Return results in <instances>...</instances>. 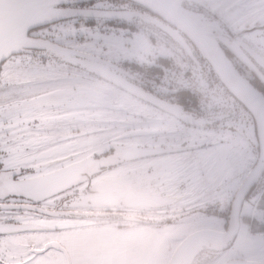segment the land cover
I'll use <instances>...</instances> for the list:
<instances>
[{
  "label": "flooded vegetation",
  "instance_id": "obj_1",
  "mask_svg": "<svg viewBox=\"0 0 264 264\" xmlns=\"http://www.w3.org/2000/svg\"><path fill=\"white\" fill-rule=\"evenodd\" d=\"M174 1L207 27L204 32L213 35L231 66L264 97V0ZM42 4L44 6L39 9L40 12L56 9L67 13L66 17L48 21L28 31L29 37L46 41L53 49L30 47L13 55H25L32 61L38 60L48 65L55 63L54 68L69 69L66 72L72 84L69 90L65 86L46 90L43 85L42 91L34 96L12 98L8 102L11 109H0V118H15L8 128H16L19 123L27 122L29 127L35 129L15 139H22L26 147H31L27 154L31 156L30 161H37L28 165L27 159L16 160L0 150V204H30L48 211L75 213L50 216L28 210L27 219L18 223L12 216L25 212L24 209H0V223H34L32 219L40 216L48 221L42 223L39 219L44 226L39 231L54 233L70 228L68 224L72 222L67 221L66 217H104L110 218L107 221H116L115 228L123 230L126 222L157 226L182 222L193 218L194 214H201L202 217L211 216L213 224L201 223L187 232L176 247L187 235L198 230L225 232L229 225L233 197L255 163L258 148L256 145L257 152L253 158L255 136L251 113L225 88L203 52L185 32L179 30L172 16L159 15L134 0H46ZM115 14L118 16L114 17ZM240 18L246 22L244 26L238 25ZM95 36H105L107 40H116L120 36L121 47L116 50L122 52L124 49L127 55L113 58L105 55L101 49L65 43L75 38L84 37V40H88ZM140 36L148 41L140 40ZM218 36L223 37L224 41ZM55 46L67 49L68 54H55ZM76 54L83 57L74 59ZM90 57L94 58L95 65L99 66L102 73L95 74L83 67V61ZM12 67L15 64L7 65V68ZM74 69L92 81L90 86H81L95 88L96 85L99 87L96 93L86 87L73 86ZM105 72L106 76L117 77L122 83L130 85L140 95L104 79L102 74ZM202 85L224 91L229 107L224 104L213 105L200 95L198 88ZM47 94L46 103L49 104L46 105L44 101L40 105L25 106V102ZM73 95L74 98L84 99L80 107L89 115L73 117ZM56 103L58 107L64 108V115L52 116L50 110L46 109ZM238 113L247 114L241 125H251V131L237 126L240 122L237 121ZM168 123L176 127H165ZM217 134H224L231 141L242 142L241 149L246 152V159L252 161L238 183H230L235 175L218 174L217 168L222 166L221 163L229 162L223 155V149L220 146L216 148L221 140H210L211 136ZM139 136V139L132 138ZM173 141L179 142L173 145ZM134 149L139 150L138 153L143 152L141 149H150L155 154L136 159L121 157V154ZM84 160L87 164L75 174L48 175ZM191 164L199 168L196 175L189 173ZM211 167L216 168V171L211 172ZM109 171L112 173H106ZM29 178L78 180L51 196H45L42 186L29 188L31 198L15 187L16 182ZM199 178H210V181H199ZM220 178H223V182ZM6 185L8 191L3 196ZM232 185L235 187L233 191ZM263 189L264 171L242 201L239 227L234 238L228 242L201 239L178 264H223L231 260H223V253L233 244L241 226H246L250 236L253 234L250 226L254 212L248 205L251 198L257 199ZM78 211L94 214L80 215L76 213ZM52 221H62L63 225L58 226L59 223ZM49 241H57L63 246L56 238H44L39 247L30 246L31 255H37L40 259L34 264H45L43 257L50 252L51 255L63 256L67 264L63 253L54 248L40 254L32 252V248L41 249ZM69 258L72 264L70 255Z\"/></svg>",
  "mask_w": 264,
  "mask_h": 264
},
{
  "label": "rangeland",
  "instance_id": "obj_2",
  "mask_svg": "<svg viewBox=\"0 0 264 264\" xmlns=\"http://www.w3.org/2000/svg\"><path fill=\"white\" fill-rule=\"evenodd\" d=\"M237 16L239 17V14H237ZM232 19H234V17H232ZM245 23L246 22L241 21L240 18L238 25L244 26ZM84 39V37L75 38L73 41H65V43H77L76 45L82 47L86 46L101 49L105 52V55L113 58L125 57L127 55V51L125 52L124 49L122 52L116 50L118 47H121L119 43L120 36L116 37V40H107L105 36H95V38H93L94 40ZM140 40L146 42L148 41L144 37H141ZM129 45L130 44L125 47H128ZM112 48L113 51L111 50ZM118 53L120 54L118 55ZM11 57L12 59L7 58L0 66V109H11L8 106V104H10L8 102L12 98L22 95L25 96L24 98L34 96L42 91L43 85L46 90L53 89L58 86H65L68 90L70 89L72 80L66 72L70 71L69 69L60 67L54 68L56 65L55 63H52L54 65L53 66L48 65L49 63H40L38 60L32 61L25 55H12ZM9 63L15 64V67L7 68ZM91 83L92 81H89L84 78V76L79 75L78 70H73V86H90ZM96 88L99 87L96 85L95 88L86 87V89L95 93L97 92ZM25 92H29L30 94H24ZM73 92H75L74 89ZM198 92L200 95H203L205 99L212 102L213 105L223 106L221 104H224L226 107H229V101L226 100V98L228 99L227 94L219 88L202 85L198 88ZM46 96L48 97V94ZM74 96L75 95H73V117L81 118L82 116L85 117L89 115L84 108L80 107V104L83 103L84 99L77 96L74 98ZM18 101H20V99H18ZM49 103L50 102L46 103V105ZM46 109L50 110L52 116L65 114L64 108L58 107L57 103L46 107ZM67 109L69 110V108ZM48 110L46 111L48 112ZM238 111L241 112V108L238 107ZM245 118H247V114L242 113L241 115L238 113L237 121L240 122L237 126L241 128L244 127L245 129L251 131V125H247V123L241 125V122H243ZM14 119V116L12 117V120H9V116H3L0 118V150L6 155L12 156L14 159L17 158L16 160L27 159L28 161L26 163L28 165L37 163V161H30L31 156L27 154V152L31 150V147H26L22 139H15L16 136L32 132L35 129H32L31 126L29 127L27 122L21 124L19 123V125L15 126L16 128H8L7 126H10L14 122ZM123 119L127 120V117L123 116ZM165 127L172 128L176 126L168 123ZM253 131L255 136L253 138V142L255 144L253 158H255V154L257 152L256 145L258 146L255 122ZM132 138L139 139L141 137ZM226 138L228 140L225 142ZM124 139L129 140V138ZM219 139L221 140V143H218L219 145H217L216 148L220 146L223 149L225 159L231 164L226 162L221 163L222 166L217 168L219 169L218 174L222 176L228 174L235 175V178H231L230 183H238L249 170L252 161L246 159V152H243L241 149L243 145L242 142L240 143L238 140L231 141V139L224 134L213 135L210 140L215 142V140ZM178 142L179 141H173L172 143L174 145ZM212 156H214V152L212 153ZM189 167L191 168V172L189 169V173H191V175H196L199 168H196L193 164ZM221 169H223V171H220ZM214 170L216 171V168L211 167V172ZM177 171L180 173L179 170ZM106 173L112 172L109 171ZM215 174L218 175L217 172H215ZM172 179L178 180L179 178ZM204 179L207 182L210 181V178H199V181ZM220 179L221 182H223V178ZM225 179L227 180V178H224V180ZM18 183L20 182H16V184ZM234 188L232 185L231 191H233ZM255 197H257V195ZM255 201L256 199L251 198L248 206H251L250 208L254 212V215L258 219H261V211L254 207ZM26 214H28L27 210L22 213L18 212L12 217L16 222L22 223L23 219H27ZM145 215L152 214L145 213ZM192 217L193 218H189L188 220H184L182 222L159 224L157 226L154 224L145 225L136 222H126L124 223L125 228L123 230H117L115 228L116 221H107L110 220V218L92 217V219H90L78 217L73 219L72 217H66V220L71 221L72 223L68 224L70 228L62 231H55L54 233L27 231L0 235V264H34L37 259H40L37 255H31L29 247L38 246L44 238H56L60 240L63 246L68 250L72 264H167L171 254L178 244V241L183 238L187 232L199 227L201 223H204L205 225L213 224L211 216L202 217L201 214H194ZM39 219L42 223L48 221L46 218L41 219L40 216L33 218L32 221L34 223H40ZM73 221L78 223L75 224ZM54 222L59 223L57 224L58 226L63 225L62 221H52V223ZM51 254L52 253L50 252L49 255L43 257L45 264H65L63 256L60 257L57 254ZM230 258L264 262V233H256L250 236L249 232H247L246 226H241L237 238L223 253V260ZM207 264H214V262Z\"/></svg>",
  "mask_w": 264,
  "mask_h": 264
},
{
  "label": "water",
  "instance_id": "obj_3",
  "mask_svg": "<svg viewBox=\"0 0 264 264\" xmlns=\"http://www.w3.org/2000/svg\"><path fill=\"white\" fill-rule=\"evenodd\" d=\"M45 1L46 0H0V66L11 55L25 48L31 47L37 49H53V46H50L48 42H43V40L31 38L28 36V31L30 29L48 21L61 19L63 17H66L65 15H67V13L56 9L40 12L39 9L44 6V4L42 3ZM134 1L139 2L147 9L152 10L159 15L172 16L174 18L173 20H175V25L178 26L179 30L185 32V34L189 36L193 44L203 52L222 84L245 106V108L251 113L255 122L258 142L257 158L255 160V163L252 165V167L244 177L243 181L240 183L233 197L227 230L221 233L214 230L203 229L187 235L175 248L168 263L178 264L180 260L185 256V254L190 249H192V246L201 239L210 240L212 242H217V240L228 242L232 240L236 235L239 227V213L242 201L247 192L255 185V183L258 181V178L264 171V97L231 66L229 61L223 55L220 47L214 40L213 35H209L204 32L206 31L207 27L199 23L192 14L182 10V8L178 6L174 0ZM117 16L118 15L115 14L114 17ZM219 38L224 41L222 39L223 37ZM53 51L57 55L68 54L67 49L59 46H55ZM75 57L83 56H81L80 54H76L73 56V58L75 59ZM95 64L96 62L94 58L90 57L86 58V61H83L82 65L83 67L85 66L90 72H93L95 74L102 73L99 66H96ZM102 75L104 79L111 81L117 86H120L135 95H140V93L133 90L130 85L122 83L119 78L114 76L109 77V75L106 76V72ZM47 98V96H41V98L37 97L31 99L25 102L27 104L25 106H32L35 104L40 105L42 102L47 101ZM108 106L110 107L111 105ZM137 151L139 150H129L127 151V153H123L124 156L123 154H121V157H125V159H136L155 154V152L150 151V149H141V151L143 152L139 153ZM86 162L87 161L84 160L79 164L73 165V167H65L48 175H69L72 173L75 174L77 170H80L83 165L87 164ZM76 179L78 180V178H29L20 180V183L18 184L15 183V187L19 190L24 191L26 195L32 198L31 194H28L29 188H40V186H42V188L45 189V196H51L54 193L60 192L68 186L73 185V183L77 181ZM8 185L5 186L6 192L8 191ZM8 208L22 210L24 209L27 211L31 210L36 211V213L47 214L50 216H63L69 215V213H75L73 211H48L29 204H0V209ZM76 213L80 215L93 214L91 212ZM43 228L44 226H42V224L40 223H0V235L27 231H39ZM49 248H54L61 251L66 259L67 264H70V258L66 249L57 241H49L41 249L32 248V252H34L35 254H40L45 252ZM223 264H264V262L231 259Z\"/></svg>",
  "mask_w": 264,
  "mask_h": 264
},
{
  "label": "trees",
  "instance_id": "obj_4",
  "mask_svg": "<svg viewBox=\"0 0 264 264\" xmlns=\"http://www.w3.org/2000/svg\"><path fill=\"white\" fill-rule=\"evenodd\" d=\"M256 206L259 211H261V219H258L255 215L252 216L251 220V232L253 234L256 233H264V189L260 191L259 196L256 199Z\"/></svg>",
  "mask_w": 264,
  "mask_h": 264
},
{
  "label": "crops",
  "instance_id": "obj_5",
  "mask_svg": "<svg viewBox=\"0 0 264 264\" xmlns=\"http://www.w3.org/2000/svg\"><path fill=\"white\" fill-rule=\"evenodd\" d=\"M77 180V179H76ZM7 192H6V190L4 189V191H3V196L6 194ZM17 210V209H16ZM5 235H7V234H5Z\"/></svg>",
  "mask_w": 264,
  "mask_h": 264
}]
</instances>
